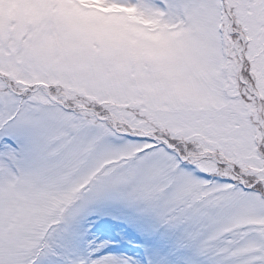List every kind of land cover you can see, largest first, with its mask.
I'll return each mask as SVG.
<instances>
[{
  "label": "snow or ice",
  "instance_id": "1",
  "mask_svg": "<svg viewBox=\"0 0 264 264\" xmlns=\"http://www.w3.org/2000/svg\"><path fill=\"white\" fill-rule=\"evenodd\" d=\"M0 264H264V0H0Z\"/></svg>",
  "mask_w": 264,
  "mask_h": 264
}]
</instances>
